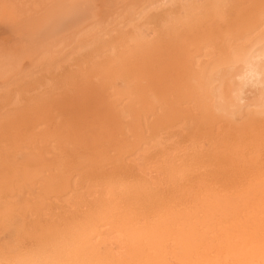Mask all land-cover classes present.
<instances>
[{
    "label": "rangeland",
    "instance_id": "obj_1",
    "mask_svg": "<svg viewBox=\"0 0 264 264\" xmlns=\"http://www.w3.org/2000/svg\"><path fill=\"white\" fill-rule=\"evenodd\" d=\"M144 2V0H0V84L12 77L41 71L49 62L57 60L64 47L74 43L77 37L65 44L63 39L66 36L79 32L83 25L87 27L84 29L86 32L78 33V43L86 46L80 66L71 67L70 70L66 69L52 77L48 76L50 80L45 86L37 87L32 93L23 95L15 102L12 98L0 102V208L3 207L0 210V218L1 215L4 218L3 221L0 219V225L2 224L0 239L4 238V242L9 240L8 243L15 249L21 244L24 248L31 247L28 245H33L30 237L33 238V233H36L38 227L39 233L48 229L54 231L60 223L62 230L72 229L75 225L84 223V216L87 218L90 208L93 210L103 199L108 201L111 198L110 193L117 192L114 188L116 181L117 189H121L119 184L126 181L128 183L129 180L137 181L138 177L135 176H139V180H143L144 183L149 181L147 184L156 187V190L159 189V193L167 194L163 182L166 183L170 177L168 176L170 174L167 175L170 168L168 166L178 162L177 154L183 155L187 149L190 150L191 156L197 143L199 146L208 145L211 140L209 138L217 136L218 129L222 131L225 122L222 117L233 123H240L241 127L232 131L239 133L240 138L236 137L238 141L244 139L245 143H255L253 135L249 136L251 132L250 134L255 135V140L262 143L264 57L256 62L253 68L245 65L243 61H238L234 57L232 47L231 50L226 48L225 44L229 43L223 36L220 41L217 40L213 57L206 59L203 53L205 43L197 44V35L209 31L206 29L183 33L187 41L166 46L163 50L136 49L130 43L129 29L128 33L124 31L125 33L122 32L121 35L111 32L124 18L127 23L130 22V18L127 17L129 13L135 9L137 11ZM85 8L87 13L92 15L91 19L78 28L67 27L68 21H71L74 15L84 12ZM239 11L240 13L231 12L228 20L235 17L237 27L243 28L244 25L254 23L264 16V0H242ZM220 25L224 24L220 22L215 27ZM215 31L232 32L221 28H215ZM214 87L219 89L218 108L212 104L217 95ZM255 130L256 134L260 135L257 136ZM208 133L213 135L209 136ZM237 133L234 135H238ZM231 135L233 134L229 133L227 137ZM155 138L157 141L158 139L161 142L165 141V144L158 142L161 145L154 146ZM134 139L136 143L133 142ZM151 139L155 143L153 146ZM142 144H149L150 149L144 145L141 149ZM144 148H148L149 153L157 155L156 158L144 153ZM153 149L155 151H152ZM188 156L184 157L186 164L184 162L181 164H184L185 172L180 175L181 177L178 176L179 180L177 179L179 187L181 184L183 186L189 184L180 187L183 191L186 188L190 193L187 202H191L190 198L197 192V196L192 198L195 202L198 201V197L199 200L203 199L202 193H212L215 197L220 194L224 196L230 191L240 190L239 187L245 183L244 174H240L241 178L239 174L234 173L235 178L238 176L236 180L230 177H234V174H230L231 180L228 171L212 172L217 169L213 162L214 166L208 165L209 162L203 166L212 169L206 171L199 165H194L196 161L191 160L194 162L191 163L188 159L191 157ZM164 159L173 162L165 163ZM263 159L261 157L258 162H262ZM261 165L258 173L262 172L255 181L258 182L257 186L261 187L259 190L264 192V164ZM193 167V170L196 169L194 171L196 176L191 170ZM121 171H125L123 172L125 174ZM163 173H166V176ZM190 175L192 179L189 178ZM184 176L187 177L186 180ZM214 176L217 178H213ZM172 177L170 179H173ZM212 179H215L214 186ZM36 182L41 185H35ZM169 190L175 191L174 188ZM108 191L110 192L106 195ZM10 197L11 201H16L17 205L11 202L14 207H9ZM45 198L48 199L44 200ZM28 200H31L30 204ZM193 203L188 205L193 206ZM197 204L199 205V202ZM16 206L18 208L15 212ZM35 206L39 207V212L37 208L35 213L33 209ZM124 210L127 209L123 205L120 216L125 213ZM20 212H23L22 215ZM111 213L113 216L111 210L100 220L99 225L104 226L98 228L94 236L100 235V238H105L104 241L112 251L114 250L116 257L125 259L129 251L127 249L125 251L124 246L121 247L120 235L115 232L118 241L113 231L115 237H111L115 241L108 236L110 224L120 218L118 217L120 212H117L118 215L115 212L114 218ZM120 220L125 224L130 223L125 219ZM36 221L40 223L37 225ZM67 223L75 225L71 227ZM123 223L120 222L121 225ZM58 229L59 227L56 230Z\"/></svg>",
    "mask_w": 264,
    "mask_h": 264
},
{
    "label": "bare ground",
    "instance_id": "obj_2",
    "mask_svg": "<svg viewBox=\"0 0 264 264\" xmlns=\"http://www.w3.org/2000/svg\"><path fill=\"white\" fill-rule=\"evenodd\" d=\"M144 1L145 2L139 7L137 11L135 9L129 13L127 17L130 18V22L127 23L125 21V18L121 22L118 21L120 22L119 25L116 26V28H114L111 32L115 35L116 34L121 35L122 32L127 31L129 29L131 31V37H129L130 43H132L136 49L145 50V51H149V50L154 51L159 49L163 50L166 46L179 44L182 41H187L188 39L187 37H184L185 34L183 33L197 32V30L201 31L203 29H206L209 31L197 35V44L201 42L203 44L205 43L203 46L204 49L203 53L206 59L207 57L209 59V57L212 56V54L215 51L217 40L220 41V39L223 38V36H225L226 40L231 45L229 47L228 46L229 44H225L227 45L226 48L228 47L231 50L232 47L233 51L235 52L234 57L238 61H243L245 65L248 64L249 67L253 68L255 66L254 64H256V62H258L260 59L264 57V16L260 20H257L254 23L251 22L248 23L247 25H244L243 28L237 27V25L235 24L236 23L235 17L231 20H228L230 18L231 12L240 13L239 5L241 4L242 0L240 1L239 0H144ZM84 10L85 11L82 12L81 14L78 13L79 15H74L72 20L68 21L67 24L69 25L67 27L74 28L75 26H77L76 28H78L80 25H83L86 22H88V20L91 19L92 15L87 13L86 8ZM220 22H222L224 25L215 27ZM83 26L82 28H80L79 32L71 33L69 36H66L63 39L64 41L62 40L66 44L67 41L71 40L72 38L74 39L77 36L76 37L77 39L75 38L74 43L70 45H66L64 47L63 52L58 57V59L53 62H49L44 69H42L41 71H36L34 73L31 72L27 74L29 76L27 75L25 76L24 74V75H20L19 76L20 78L12 77L10 78L12 80L8 78L10 81L4 80L3 82H1L0 102L11 98L12 101L15 102V100H18L23 95L32 93V91L35 90L37 87L45 86L46 83L49 82L50 80L48 78L54 76V74L57 75L61 71H64L66 69L70 70L71 67L74 68L75 66L77 67L80 66L82 62L81 58L84 56L86 51V46L78 43V36H79L78 33H82V31H84V29L87 28ZM215 28L232 30V32L231 31H228L229 33L218 32L215 31ZM84 32H86V30ZM195 43L196 42L194 41V44ZM68 46L70 47L66 49V47ZM49 57L51 56L49 55ZM218 76L220 77V75ZM214 90L216 91L215 93L217 95L214 94L216 95V100L214 101V103L212 102V104L213 105L215 104L216 107L218 108L219 89L214 87ZM212 94H213V89H212ZM222 119L225 120L223 129L222 131L221 129H218L221 132V134H219L220 132L219 131L217 132L215 128H214L215 133L216 132L218 133L217 136L213 137L211 136L213 134L210 133L209 135L208 133V135L211 136V138H209L211 140L209 141L208 145L206 146L203 145L205 146L203 147V146H199L197 143L196 146L200 148L197 149V147L195 146L194 147L195 149L192 150L191 156L189 155L190 154L189 149L185 150L184 154L182 150L183 155L177 154V158H179L177 160L178 162H173L171 160L168 161L164 159L165 163L166 161L171 163L173 162L172 165H170V163L167 162L170 165L168 166V168L169 167L170 168L168 169L167 175L170 174L168 176L170 177L173 176L172 177L173 179L167 177L168 178L166 181L167 184L163 182V185L165 184L164 188H166L167 194H164L162 192L159 193L158 187H157L158 190H156V187H152L151 184L148 185L147 183L149 181L146 182L147 178H145L146 183H144L143 180H142L143 182L139 180V176H135L138 177L137 181L129 180L130 183L129 182L127 183L126 181V183L124 182L123 184H119V186H121L120 187L121 189H117L118 181H116L115 184L117 186L115 185L114 188L115 190H117V192H113L116 194L110 193L109 197L111 196V198L108 199V201L107 199L106 201H104L103 197H102L103 201H101V203H98L96 201L98 203L96 204L95 202L96 207H94L93 210L92 208H90L91 211H88L89 214L87 213V218L86 216H84V220H85L84 223L77 225L73 223L75 225L74 227H72L73 226L72 223L70 224L67 223L69 226L71 225L72 229L71 228L64 229L63 226L64 230L60 229L61 228L60 227L61 223H60L58 224L59 227L58 230H56L58 227H56L54 231L48 229L50 230L49 233L48 230L44 232H41L42 231L41 230L38 233L37 231L39 227L37 226L38 228L37 231L35 230L36 233H33L34 234L33 238L32 236L30 237V241L33 240L32 241L33 245L28 244L29 246H31L29 248L28 247L24 248L23 245L21 244V242L23 241H21L19 244H21L20 247L22 246V248L18 246V249H15L11 243H8L10 242L9 240L4 242L3 240L4 238L0 239V264H264V192L263 191L261 192L259 190L261 187L259 188L257 186L258 182L256 183L255 181L259 177V174L262 172L260 171V173H258V169L262 166L261 164H264V159L262 162H258V159H260L261 157L264 158V143H263L264 139H262L263 140L262 143L261 142L258 143L255 140L254 137L255 135L250 134L251 133L250 132L249 136L253 135L254 140L253 138L252 140L255 141V143L254 142L245 143L243 141L244 140L243 138H245V136L242 138L243 140L238 141L237 138H240L239 133L232 131L238 130L239 126L241 127V125H239L240 123H233V121L225 119V117H222ZM242 123L244 124L243 121ZM216 125H217V121H216ZM243 128L245 129V126ZM247 129L246 131L249 130ZM261 132L262 134H264L263 131ZM229 133L233 135L227 137ZM234 133H237L238 135L236 134L234 135ZM245 133L247 134L248 132ZM255 134H256V130H255ZM258 135H260V133H258ZM156 138L154 139L156 141L155 142L156 144L152 141L153 139L150 140L151 142H153V144L151 143L152 146L154 144H155L154 146L160 144L158 142L161 141H159V139L157 141ZM134 141L136 140L134 139L133 142ZM164 142L162 141L161 143ZM143 145L144 144H142L141 149L144 146L148 148L150 147L148 146L149 144H145L144 146ZM148 148L146 149L144 148L143 152L146 154L149 153L150 148L149 149ZM152 151L155 150L153 149ZM158 154L160 155V152ZM258 154H260V156ZM149 155L154 157L157 156L155 154H151V152L149 153ZM187 156L191 157V159L188 158L190 161L191 160L194 162L196 161L195 163L191 161V163H194V165L195 164L199 165L206 171L212 170L208 166L203 167L206 165V163L208 164L209 162L208 165L210 164H212L213 166L214 164L216 165L217 169H214L215 171L212 170V172L214 173L219 172L221 170L225 172L228 171L229 173V174L227 173L228 177L230 174H234V173L239 175L244 174L246 180L245 181L242 180V181L245 183L243 184L242 182L243 185L241 187L237 185L240 188V190L233 192L230 191L229 193H225L224 196H221L220 194V196L215 197L214 195H212V193H202L203 199L201 198L202 200H199L198 197V201L195 202L192 199L194 195H192L190 200L191 202H194L193 203L194 207L189 206L188 204L191 202H187V200L190 197V193H188L186 188L184 189V191L180 189L181 186H182L181 188H183L184 186H188L189 184L186 185L184 184L183 186L180 182L181 186L179 187L178 185L179 182L177 183V179L179 180V178L183 175L182 173L185 172L184 164L183 165L181 164L182 162L186 164L185 161L186 159L184 157ZM186 168H188V166ZM166 169L167 167L165 168L164 172H166ZM193 169L194 167L191 169L193 171V175L196 176L194 172L196 169L195 170ZM126 173L128 172L126 171ZM235 174L234 177L233 176L230 177H232V179L235 178ZM208 175L210 177L211 174L209 173ZM185 177L186 176H184V178ZM189 178L192 179V176L190 175ZM213 178H215V176ZM236 178H238V176ZM186 179L187 177L185 178V180ZM214 180L212 179L213 186L215 185ZM219 181L221 182L223 180H219ZM39 182L41 183V180H39ZM36 184L41 185L38 184V182H36L35 185ZM223 184H225V182H223ZM217 185H218L217 187H219L220 183H218ZM191 187H187V189ZM172 188H174L175 191L169 190ZM176 188H178V190H176ZM223 191L226 192V190L224 189ZM109 192L110 191H108L106 195ZM197 193L194 196V198L197 196ZM39 194L41 193L39 192ZM95 194H97L96 190H95ZM11 197L10 199L7 198L9 200V203L11 204L9 207H14L17 204L16 201H11ZM4 199H6V197ZM46 199L48 198H45L44 200ZM102 199H99V201ZM19 200L21 201V199ZM40 200L42 201V199ZM30 201L28 202L29 204ZM11 202L12 203L15 202V205L12 206ZM197 202H199V205L197 204ZM81 203L84 204L82 200ZM22 204L24 203L22 202ZM196 204L198 206H196ZM123 205L127 210H124L125 213L124 214L122 213V215L120 216ZM31 207L33 206L31 205ZM35 207L33 208L34 211L35 209L38 208L37 212H39V207L37 206ZM2 208H0V210H2ZM17 208L18 206L15 207V212L17 211ZM23 208L24 207L22 206V209ZM111 210L114 213L113 216H115L117 212L118 213L120 212L118 216L120 218L118 219L116 217L117 222L119 221V223L115 221L117 223L116 224L113 221L112 223H114V225H112V223L110 224L111 228L109 229L108 233L110 234L113 231L114 233L117 232L118 235H120L119 242L121 244V247L124 246L125 247V248L123 247L124 250L127 249V251H129V254H127V258L125 259L122 258L119 259L120 257L119 258L116 257L115 253L113 252L114 250L112 251L110 246L104 241L105 238L104 239L100 238V235L94 236V233L97 231V229L104 226V225H99L100 220L104 218V215L107 212H111ZM51 212L53 213V211ZM22 213L20 212L21 215ZM79 214L80 213H78L77 216H79ZM0 219H2L3 221L4 218H2V215ZM120 219H125L127 220V222L130 223L125 224V222L123 223ZM120 222L123 224L121 225ZM39 223L40 222H37V225ZM106 226H108V224H106ZM31 227H33V223ZM41 228L43 230L44 228L46 229L45 225L44 228L43 227ZM23 234L25 233L23 232ZM109 234H108L109 237L111 236L115 237L116 235V233L115 235H113V233L111 235ZM27 237L29 238V235ZM112 239L113 238L111 237V240ZM117 241H118V237H117Z\"/></svg>",
    "mask_w": 264,
    "mask_h": 264
}]
</instances>
